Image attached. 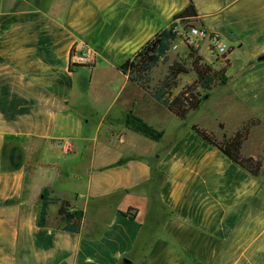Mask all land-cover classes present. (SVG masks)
<instances>
[{
  "label": "crops",
  "instance_id": "crops-1",
  "mask_svg": "<svg viewBox=\"0 0 264 264\" xmlns=\"http://www.w3.org/2000/svg\"><path fill=\"white\" fill-rule=\"evenodd\" d=\"M37 2L11 11L0 0V264H264L263 68L233 95L248 119L215 133L259 121L241 151L262 158L259 177L119 70L190 2L196 25L262 56L264 0ZM75 45L95 56L91 73L70 67ZM128 114L163 139L131 129ZM45 190L83 213L78 233L60 204L39 227Z\"/></svg>",
  "mask_w": 264,
  "mask_h": 264
},
{
  "label": "trees",
  "instance_id": "trees-1",
  "mask_svg": "<svg viewBox=\"0 0 264 264\" xmlns=\"http://www.w3.org/2000/svg\"><path fill=\"white\" fill-rule=\"evenodd\" d=\"M173 20L174 22L181 20L185 24L197 23L198 13L194 3L190 2L185 10L174 16ZM174 28L175 25L173 23L170 28L157 34L156 37L147 43L133 59L121 65L119 70L123 74L129 75L132 82L140 85L175 117L186 122L192 112L201 108L205 101L204 98L206 96L210 97L208 93L201 96L198 92L199 86L211 89L213 86L212 84L216 80H219V87L226 86L230 82V78L226 76L230 66V60H228L227 54L224 55L222 58L226 59V66L217 70L212 65L205 62V59L199 54V49L191 48L189 53V60L191 61L190 67H187V62H174L170 66L168 74L152 88L150 86L152 82V70L158 67L160 63L168 61V53L171 46L178 38L177 33L174 32ZM192 72L197 75V81L192 85L185 86L175 94V90L179 87V77L181 75H188ZM125 122L127 126L134 131L154 141L160 142L163 139L162 132L156 131L133 114H128L125 118ZM258 123L259 121H248L234 135L228 136L225 134L222 139H219L215 133L209 132L199 125H193L191 129L202 140L222 152L249 174L254 177H259L263 168L262 158H246L241 153L244 143L249 138L252 127ZM220 128L223 130L224 125L220 124ZM152 178L154 184H158L157 182L161 181L162 175L153 171ZM50 195L51 192L49 190H45L43 193V203L38 221L39 227H45L50 205L60 204L59 214L65 217L67 222L64 230L71 233H78L81 230L83 213L80 211L72 212L69 202L62 201L57 197L51 198ZM134 211L135 210L130 209L128 212L123 213V215L133 220L135 219Z\"/></svg>",
  "mask_w": 264,
  "mask_h": 264
},
{
  "label": "rangeland",
  "instance_id": "rangeland-1",
  "mask_svg": "<svg viewBox=\"0 0 264 264\" xmlns=\"http://www.w3.org/2000/svg\"><path fill=\"white\" fill-rule=\"evenodd\" d=\"M24 1L25 0H5L6 9L11 11L18 8L23 9L27 6ZM37 1L40 2V0H36V2ZM194 24L195 23H190L187 25ZM226 45L228 47L226 56L228 60H230V66L228 68L229 73L227 74L230 78V82L224 88L219 87V80H216L212 84L213 86L211 89H206L202 86L198 87V92L201 96L208 93L210 94V97L204 101V106L201 111L197 112L195 115H193V112L189 115L188 120L184 122L188 127L199 125L201 128H205L213 133L219 134L221 129H219V124L225 125L226 130L229 131L233 129L236 124L248 119L250 115V111L237 101V98L235 99L233 95L237 97L235 93L244 87V85L241 84V77H244L250 70H260L262 68V70H264V61L259 62V57H255L252 49L247 46L241 48L239 45L235 46L228 43H226ZM208 46V40L201 41L200 48L202 50V54H204L207 58V60H205L207 64H209L212 60L208 54ZM189 53L190 50L186 49L184 42L177 38V40L173 42L168 53V61L160 63L158 67L152 70V82L150 86L152 88L155 87L159 81L168 74L169 68L174 62H187V67L189 68L191 64V61L189 60ZM213 58L215 59L216 57L214 56ZM215 60L216 62L214 64H210L215 69L220 70L226 66V59L216 58ZM76 68V71L86 70L91 73L94 67L79 66ZM196 81L197 75L194 72L188 75H181L179 77V87L177 90H182L185 86L192 85ZM177 90H175V94H177ZM174 121H176V119H174ZM225 134L227 135V133H224V135Z\"/></svg>",
  "mask_w": 264,
  "mask_h": 264
},
{
  "label": "built area",
  "instance_id": "built-area-1",
  "mask_svg": "<svg viewBox=\"0 0 264 264\" xmlns=\"http://www.w3.org/2000/svg\"><path fill=\"white\" fill-rule=\"evenodd\" d=\"M174 25V32L184 42L187 50L191 48L199 49L201 41L208 40V49L213 56L223 59L222 57L227 54V45L216 34L209 33L196 24L187 25L181 20L175 21ZM69 64L71 68L93 66L95 64V56L88 53L81 46L75 45L70 54Z\"/></svg>",
  "mask_w": 264,
  "mask_h": 264
},
{
  "label": "water",
  "instance_id": "water-1",
  "mask_svg": "<svg viewBox=\"0 0 264 264\" xmlns=\"http://www.w3.org/2000/svg\"><path fill=\"white\" fill-rule=\"evenodd\" d=\"M258 61L260 62V61H264V55H262V56H259V58H258ZM209 97L208 96H206L205 98H204V100H207ZM21 155H16L15 156V162L17 163V162H21ZM124 264H131V261L129 260V259H125L124 260Z\"/></svg>",
  "mask_w": 264,
  "mask_h": 264
}]
</instances>
